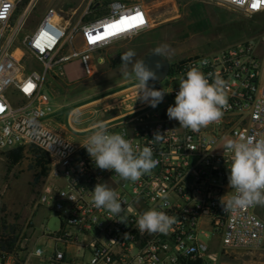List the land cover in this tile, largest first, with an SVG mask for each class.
I'll return each mask as SVG.
<instances>
[{"label":"built area","instance_id":"obj_1","mask_svg":"<svg viewBox=\"0 0 264 264\" xmlns=\"http://www.w3.org/2000/svg\"><path fill=\"white\" fill-rule=\"evenodd\" d=\"M22 1L26 0H0V151L35 148L45 155L48 171L35 205L54 214L60 229L34 237L19 232L10 248H0V264H217L239 251L260 249L264 220L258 209L264 206L226 207L234 191L228 183L231 155L223 145L227 139L264 135V50L245 41L168 63L164 78L154 82L166 84L165 89H156L165 91L159 109L137 98V84H123L111 93L102 109L115 116L106 124L109 131L141 148L151 147L159 161L138 181H125L114 170L97 168L81 146L93 129L73 142L48 128L43 120L54 109L44 81L63 78L64 67L74 60L90 74L91 67L83 65L89 55L147 29L146 0H85L75 19V12L67 16L48 7L32 31L20 38L35 5L27 0L18 10ZM190 1L247 16L264 13V0ZM136 13H142L143 25L105 35V25ZM26 61L39 64L41 70L25 73ZM192 66L205 75L212 73L210 82L221 77L228 97L222 118L199 132L180 127L167 116L168 107L175 104L179 78ZM157 132L162 139L154 142ZM97 183H107L119 193L123 203L119 216L92 206L91 190ZM164 194L167 200L161 199ZM150 209L176 217L167 234L138 229V217Z\"/></svg>","mask_w":264,"mask_h":264},{"label":"rangeland","instance_id":"obj_2","mask_svg":"<svg viewBox=\"0 0 264 264\" xmlns=\"http://www.w3.org/2000/svg\"><path fill=\"white\" fill-rule=\"evenodd\" d=\"M26 3L27 0L22 1L18 10H22ZM33 3L35 5L19 34L20 38L32 31L48 7L61 10L67 16L75 12V19L85 0H34ZM145 4L149 9V27L134 37L114 43L101 53L89 55V59L83 60V65L87 67L92 63L90 74L82 71L80 80L74 83L64 82L66 85L60 82L63 84L62 89L55 87L53 78H46L44 91L50 99L54 113L43 120L45 123L50 118L60 117L65 120L74 107L84 103L80 98L93 94L88 100L93 101L104 96L97 93L113 90L125 81L128 86L138 84L135 76L131 74V63L142 61L145 56L154 54L153 50L160 46H166V52L161 58L168 63L245 41H253L258 50H264V13L247 16L230 9L190 0H146ZM130 50L135 52V57L131 62L122 63L121 56ZM100 58L102 61H98ZM23 65L25 73L41 70L40 65L35 62L26 61ZM126 72L129 73L128 76L124 74ZM62 79L65 80V76ZM147 86L155 90L166 88L164 82H147ZM57 92L65 94V97L55 95ZM159 108L160 104L154 109ZM89 118L96 122L103 119V116L90 115ZM28 149L30 148L25 151ZM3 152L6 151H0V230L3 225L7 228L14 227L30 237L39 235L42 231L58 232V218L35 205L37 192L44 178L38 184L34 183L29 154L20 164L11 167ZM258 214L264 220V208L259 207ZM258 250V254L251 257L244 254L250 251H239L229 258L218 260L217 264H243L242 261L248 259L264 264V245Z\"/></svg>","mask_w":264,"mask_h":264},{"label":"clouds","instance_id":"obj_3","mask_svg":"<svg viewBox=\"0 0 264 264\" xmlns=\"http://www.w3.org/2000/svg\"><path fill=\"white\" fill-rule=\"evenodd\" d=\"M165 52L166 46H160L152 53L162 57ZM135 55L131 50L123 54L122 63L131 62ZM159 66L157 64V68ZM124 74L129 75L127 72ZM131 74L138 81L137 98L147 101L153 108L162 102L165 91L147 86L150 79L155 80L157 77L155 72L145 65L144 60L131 63ZM210 77L212 73L205 75L199 66L190 67L179 78L175 104L167 109L168 118L177 120L180 127L193 132H199L201 128L218 122L223 116L222 109L228 107L226 84L218 75L211 79V82ZM161 139L162 135L157 132L152 141L158 142ZM81 146L86 149L97 168L114 170L115 174L125 181H138L142 175L151 173L159 163L153 158L151 147L141 148L138 144L134 145L123 134L110 132L104 122L93 125L91 134ZM223 150L231 155L228 183L229 188L234 191L226 207L235 210L253 205L264 206V135L259 138L248 136L227 139ZM91 194L94 208L104 209L111 216H119L123 211L119 193L107 183H97ZM161 199L167 200V195H162ZM166 206L161 205L162 208ZM176 222L175 216H169L165 211L156 209L143 212L136 221L138 229L149 234H167ZM127 235L126 233L125 238Z\"/></svg>","mask_w":264,"mask_h":264},{"label":"crops","instance_id":"obj_4","mask_svg":"<svg viewBox=\"0 0 264 264\" xmlns=\"http://www.w3.org/2000/svg\"><path fill=\"white\" fill-rule=\"evenodd\" d=\"M91 65L92 63L89 66L91 67ZM82 68L83 66L78 60H74L68 63L64 67L65 80H63L62 78L55 80V84H56L55 87L62 89L63 84L60 82L74 83L80 80L82 78V71H83ZM123 84L126 87L136 85V84H132L128 86V82L125 81L124 83L118 85L117 87H114L113 90L111 89L106 92L97 93V94H104V96H101L100 98H97L93 101L92 100L88 101L90 97L93 96V94H90L89 96L84 97V98H80V101L81 102L84 101V103H82L79 106L74 107L68 113L65 120L60 119V117L50 118L48 123L46 122L45 124L51 130L64 135L68 140L73 141V142H79L83 136H86L88 132L93 129L94 124L98 122H104L105 124H108L110 121L114 120L115 116H111V114H107L103 112L102 109L105 104V99L111 93L119 90L121 86H123ZM55 95H62V94L57 92ZM62 97H65V94H63ZM99 114L103 116V119H101L100 121H96V122H93L90 120L89 118L90 115H99ZM257 251L259 250L245 252L244 254H247V256L251 257V256H255L256 254H258ZM242 263L243 264H257L255 261L251 259L242 261Z\"/></svg>","mask_w":264,"mask_h":264},{"label":"trees","instance_id":"obj_5","mask_svg":"<svg viewBox=\"0 0 264 264\" xmlns=\"http://www.w3.org/2000/svg\"><path fill=\"white\" fill-rule=\"evenodd\" d=\"M197 2V1H192ZM202 3V2H201ZM7 164L11 167L20 164L27 154L30 156V169L33 171V181L38 184L41 178H45L47 175V159L45 155L38 149L30 148L25 151L23 148L13 149L7 152H3ZM19 234L14 227L2 226L0 230V248H10L14 243L16 235Z\"/></svg>","mask_w":264,"mask_h":264},{"label":"snow or ice","instance_id":"obj_6","mask_svg":"<svg viewBox=\"0 0 264 264\" xmlns=\"http://www.w3.org/2000/svg\"><path fill=\"white\" fill-rule=\"evenodd\" d=\"M252 7L256 8L257 4L254 3ZM144 23H145V20L143 18L142 13H136L135 15L129 16V17H122L119 21H116L115 23L107 24L104 26L105 35L107 36L116 35L118 32H123L128 29L141 26ZM89 41L94 42L91 36H89ZM31 87L32 85L29 84L28 88H31ZM28 88H26L25 90L27 91Z\"/></svg>","mask_w":264,"mask_h":264},{"label":"water","instance_id":"obj_7","mask_svg":"<svg viewBox=\"0 0 264 264\" xmlns=\"http://www.w3.org/2000/svg\"><path fill=\"white\" fill-rule=\"evenodd\" d=\"M143 60L145 65L149 69L154 71L157 77L155 80L150 79L148 82L149 83L160 82V80L164 78L167 72L168 62L163 60L160 56L156 54H149L145 56ZM157 64L160 65L158 68H157Z\"/></svg>","mask_w":264,"mask_h":264}]
</instances>
